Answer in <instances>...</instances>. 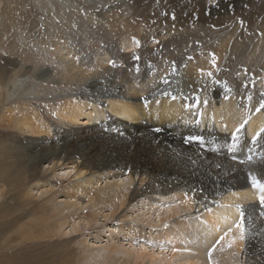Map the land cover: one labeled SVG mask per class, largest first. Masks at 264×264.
Returning <instances> with one entry per match:
<instances>
[{"label": "rangeland", "instance_id": "obj_1", "mask_svg": "<svg viewBox=\"0 0 264 264\" xmlns=\"http://www.w3.org/2000/svg\"><path fill=\"white\" fill-rule=\"evenodd\" d=\"M131 38L144 43V50L137 54L140 59L163 62L165 71L181 67L197 51L218 59L217 72L212 73L208 85L224 84L239 92V88H248L250 82L264 81V0H0V264H34L36 258L39 263L41 258L49 262L63 253H72L74 264H90L80 260L89 251L84 242H91L92 236L98 234L106 235L107 227L119 228L120 224L131 223L124 218L128 214L126 209L119 217L103 222L102 216L96 225L83 228L87 216L98 213L101 207H94L83 192L76 191L85 175L76 176V170H68L65 176L63 173L73 167L71 165L78 164L80 168L82 163L88 164L87 168L94 167L86 169L88 175L94 173L90 177L102 171L98 170V162L92 164L85 155L61 152L60 134L67 126L58 116L63 105L75 103L81 93L80 84L69 81L65 75L68 68L64 60L69 64L92 63L89 55L99 54L95 59L104 62L99 56L107 44ZM124 60L115 61V66L124 67ZM86 66L80 70L86 68L83 74L87 77L94 68ZM190 69H180L183 74L176 73L174 81L186 91L207 90V77H199ZM160 101L156 98L152 103L160 104ZM175 101L181 107L185 103ZM28 109L38 113L47 124L43 133L20 129L18 121ZM87 111L88 107H84L78 119H85ZM30 115L35 118L34 114ZM208 120L211 121L209 117ZM211 123L214 124L210 130L214 127L218 133L225 132L220 130L225 129L221 128L222 120L213 119ZM162 125L151 127L162 131L167 127ZM206 128V124L201 126L203 131ZM83 131H87V127ZM203 131L199 136L203 146L197 141L187 145L197 149L192 160L198 164L202 184L207 183L212 188L226 186V182H217L219 177L210 182L205 176V172L215 166L237 171L248 164L249 156L253 165L264 163V151L256 148L260 143L254 144L248 131L242 130L244 135L237 141L227 137L225 141L214 143L207 142ZM76 142H69L67 149H73ZM233 143L236 145L234 153L228 150ZM263 173L264 168H260L250 171L248 176ZM134 179L138 184L140 176ZM199 197L209 199L210 194L202 192ZM70 198H79L80 211H76L77 207L65 211L62 204L72 202ZM140 198L141 194L134 196V202L130 203ZM243 208L247 214L248 206ZM253 211L263 226L264 206L257 205ZM110 212L111 209H106L104 213ZM11 221L16 226L8 234ZM77 222L82 225L78 236L73 232ZM151 229L146 227V240ZM59 230L66 234L60 235L61 239L57 235ZM252 236H246L244 243L248 256L254 250L264 253V226L262 235L256 239ZM143 243L148 251L155 245ZM252 260L251 264H264L262 260ZM242 263H246L245 259Z\"/></svg>", "mask_w": 264, "mask_h": 264}, {"label": "bare ground", "instance_id": "obj_2", "mask_svg": "<svg viewBox=\"0 0 264 264\" xmlns=\"http://www.w3.org/2000/svg\"><path fill=\"white\" fill-rule=\"evenodd\" d=\"M125 46L127 47L123 51ZM143 50L144 43L140 40L121 39L107 44L100 53L103 56L99 57L104 62L95 59L99 54L89 55L92 63L88 59L85 64H69L67 59L64 60L68 68L65 75L69 81L80 84L81 93L75 103H65L58 115L67 126L60 134L61 152L85 155L92 164L96 165L98 162V170L102 171L99 174L95 172L96 175L90 177L94 173L88 175V170L94 167L87 168L88 164L82 163L80 168L78 164L71 165L73 167H68L63 173L65 176L68 170H76V176L85 175L78 182L76 191L83 192V196L88 197L89 203L94 207H101L98 208V213L95 211L87 216L83 228L96 225L102 216L103 222L111 220L126 209L128 214L124 218L131 222L120 224L119 228L107 227L110 233L92 236L93 242L83 241L88 245L89 251L87 255L79 256L80 260L90 264H243L244 259L245 264H251L254 258L264 261V253L256 250L248 256V251L244 248L246 240L239 241V229L236 228L240 213L243 212L246 236L252 234V239H256L263 233L264 225L255 218L253 211L260 205L261 193L259 189L252 188L248 173L264 168V163L253 165L249 160L246 166L237 169L238 172L233 169H217L216 166L214 169L210 168L205 172L210 182L217 177V182H226L225 187L212 188L207 183L202 184L198 164L189 160L197 154V149H191L187 146L189 144L184 143L189 135L200 136L203 131L201 126L204 124L207 128L203 131V137L207 142L225 141L240 123L247 120L243 131H248L252 137L261 133L254 144L260 143L256 148L264 151V133L261 132L264 129V109L256 111L264 81L254 84L250 82L248 88H239V92L224 84L213 82L208 85L212 73L217 70L219 60L208 54L204 55V51L194 52L181 67H171L170 71H165L163 62L133 59L134 55L137 56ZM120 59H125L124 67H114L110 63ZM84 65L94 68L90 76L83 74L87 66L80 70ZM186 68H193L189 71H194L199 77H207V90L181 89L182 85L174 81V75L183 74L180 69ZM248 96L252 97L251 101L247 99ZM173 97L175 100L185 101L184 105L181 107ZM215 97L219 99L215 100ZM156 98L162 100L160 104L152 103ZM220 102L222 104L218 106ZM84 107H88L89 111L86 112L87 117L80 120L78 117L82 115L80 112ZM30 114H34L35 118ZM39 117L34 110L28 109L18 125L24 132L43 133L47 124ZM213 119L224 122L223 125L217 123L225 128L220 129L224 133L216 132L214 127L210 130L214 124L211 123ZM159 124L167 127L157 133L151 125ZM84 127H87L85 132ZM92 130L94 132L90 133ZM243 135L244 132H241L239 137ZM73 140L77 142L73 149L68 150V143ZM261 175L257 178L264 182V176ZM135 176H140L138 184L135 183ZM192 189L197 190L195 195ZM211 191L215 192L214 195ZM198 192L210 194V198L199 197ZM185 193L188 194L187 198ZM139 194L141 200L130 203ZM71 200L72 202L62 204L65 211L75 207L76 211H80L82 204L79 198H70ZM245 206L249 209L247 214L244 213ZM106 209H111V212L105 214ZM165 224L168 227H164ZM15 226L11 221L7 233H12ZM81 227L80 222H77L73 228L77 236ZM146 227L154 228L149 232L148 240L145 238ZM225 233H228L225 239L216 244ZM57 235L61 239L66 234L59 230ZM104 240L106 243H100ZM230 241L235 242L229 246ZM143 242L155 245L148 251V246ZM214 244L215 250L209 260L208 251ZM138 246L142 249L137 250ZM57 258L49 262L41 258V263L36 258L37 263L34 264H74L72 253H63Z\"/></svg>", "mask_w": 264, "mask_h": 264}, {"label": "snow or ice", "instance_id": "obj_3", "mask_svg": "<svg viewBox=\"0 0 264 264\" xmlns=\"http://www.w3.org/2000/svg\"><path fill=\"white\" fill-rule=\"evenodd\" d=\"M172 19L175 20L176 19V16L173 14L172 16ZM137 45H139V42H137ZM133 59L135 60H139L140 57L139 56H133ZM113 64V66H115V63L114 62H110ZM213 64H215V59H213ZM208 75H211V73H208ZM254 83V81H253ZM245 87H247V85H244ZM173 99H175V97H173ZM247 99L249 101L252 100V97L251 96H248ZM204 103H207V101H204ZM147 106V103L146 105ZM262 109H264V92H261L260 93V97H259V102H258V107L256 108V111L259 112L261 111ZM197 123H199V121H197ZM247 124V120L243 121L242 123L239 124V126L235 129V131L233 133H231V139L232 141H237L239 140V134L241 133V131L245 128V125ZM155 132L159 133L161 131L160 128H156L154 129ZM261 132L264 133V129H261ZM261 133H256V135H254L252 137V140L253 142H255L257 140V138L260 136ZM193 141H197V142H200L201 146H203V141H202V138L199 137V136H194V135H189L184 143L186 144H191ZM235 148H236V145L235 143L232 144V146L228 149L229 152H233L235 151ZM233 159H236L235 155H233ZM252 157L249 156L248 157V160H251ZM190 162L191 163H195L196 161L195 160H192L191 158H189ZM248 179L250 180V183H251V186L252 188L254 189H259L260 191V196H259V204L261 206H264V182H261L260 179L257 178L256 175L254 174H249V177ZM193 195L196 194L197 190L196 189H192L191 190ZM185 196L187 198L188 194L185 193ZM164 227H168L167 224L164 225ZM236 228L239 229V241L243 242L246 240V228H245V218H244V214L243 212L240 213V219L238 221V223L236 224ZM231 231V229H229V232ZM228 233H225L224 236H220L219 237V240H217L215 243L216 244H219L221 241H223L225 239V236H227ZM235 242V241H230L229 242V246H231V244ZM215 250V244L212 246V249L208 251V258L209 260H211V257H212V252Z\"/></svg>", "mask_w": 264, "mask_h": 264}]
</instances>
